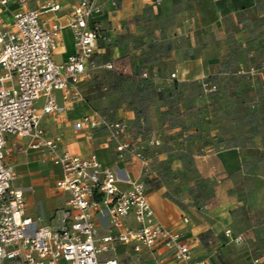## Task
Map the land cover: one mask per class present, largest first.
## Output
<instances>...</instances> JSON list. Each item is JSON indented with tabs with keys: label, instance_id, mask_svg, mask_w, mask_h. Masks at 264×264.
<instances>
[{
	"label": "crops",
	"instance_id": "0c3cea01",
	"mask_svg": "<svg viewBox=\"0 0 264 264\" xmlns=\"http://www.w3.org/2000/svg\"><path fill=\"white\" fill-rule=\"evenodd\" d=\"M44 1L28 0V7ZM54 1L60 10L41 18L63 25L54 54L62 63L75 51L67 21L78 0ZM118 1L115 8L103 0L92 19L104 36L95 54L101 66L81 78L82 98L64 105L55 91L61 109L41 124L71 152H93L119 176L135 179L139 162L116 159L103 130L74 127L83 114L96 112L123 120L151 157L145 181L156 217L189 243L191 261L264 264V0ZM19 9L14 0L0 4V27L11 28ZM205 78L218 84L217 93L202 94ZM43 104L40 97L36 107ZM139 130L161 144L148 147L145 135L136 138ZM5 149L27 214L52 223L67 199L55 187L60 168L31 148L28 137L9 136ZM125 252L142 264H183L164 247Z\"/></svg>",
	"mask_w": 264,
	"mask_h": 264
},
{
	"label": "built area",
	"instance_id": "2783aa9c",
	"mask_svg": "<svg viewBox=\"0 0 264 264\" xmlns=\"http://www.w3.org/2000/svg\"><path fill=\"white\" fill-rule=\"evenodd\" d=\"M9 1L0 0V4ZM14 1L20 9L13 14L12 27H0V264H120V249L127 247L135 253L164 247L172 251L176 263L205 264L191 261L189 243L157 219L145 181L152 174L151 157L132 138L126 122L96 112L83 114L74 127L103 130L113 143L116 159L139 162L135 179L119 176L115 166L102 165L93 152L85 156L71 152L41 124L44 115L61 109L55 91H61L64 105L80 100L81 78L89 69L101 66L95 54L97 40L104 36L92 19L102 12L103 0H78L72 7L67 26L75 51L62 63L55 61L54 54L63 25L41 18L44 12L59 11L60 5L45 0L29 8L28 0ZM111 4L116 8L119 1L111 0ZM103 66L112 68L110 63ZM142 76L148 77L145 72ZM200 89L207 96L217 93L219 87L205 78ZM40 97L44 104L38 109ZM137 135L145 134L139 130ZM9 136L28 137L30 147L61 170L55 187L65 192L67 199L54 211L50 224H41L39 218L27 214L24 189L12 183L14 168L5 158ZM145 136L148 147L161 144L154 134ZM123 183L128 188L123 189ZM234 239L240 241L242 236ZM258 263V259L253 261Z\"/></svg>",
	"mask_w": 264,
	"mask_h": 264
},
{
	"label": "rangeland",
	"instance_id": "374dc122",
	"mask_svg": "<svg viewBox=\"0 0 264 264\" xmlns=\"http://www.w3.org/2000/svg\"><path fill=\"white\" fill-rule=\"evenodd\" d=\"M119 261L120 262H124V264H142L141 261H138V260H135V259H131V257L126 254L124 248L120 249Z\"/></svg>",
	"mask_w": 264,
	"mask_h": 264
}]
</instances>
